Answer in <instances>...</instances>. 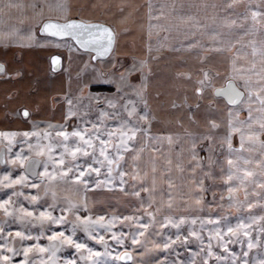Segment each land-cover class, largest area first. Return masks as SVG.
I'll list each match as a JSON object with an SVG mask.
<instances>
[{"label":"crops","instance_id":"obj_1","mask_svg":"<svg viewBox=\"0 0 264 264\" xmlns=\"http://www.w3.org/2000/svg\"><path fill=\"white\" fill-rule=\"evenodd\" d=\"M31 2L11 0L9 3V0H0V33L11 31L13 26L22 23L27 28L32 23V9L28 6ZM50 2L56 3L57 0ZM62 2L69 5L70 18L101 21L113 29L115 41L107 59L115 54V59L124 58L130 64L134 61L138 64L145 61L144 66L151 67L172 64L188 67L190 72L192 67H212L216 71L211 76L214 87L224 85L228 79L243 85L244 82L229 78L226 74L245 66L247 72L252 71L251 85L259 88L264 83V0ZM46 15L59 19L62 13L53 9L46 12ZM37 29L31 37L25 31L10 36L8 43L0 42V62H4L9 71L19 73L11 78L0 76V131L27 129L29 123H63L68 108L66 102L55 105L52 100L56 98L62 101L68 93L75 92L77 95L78 91H84L85 86L81 90L78 79L73 77L78 76L83 68L89 71L87 75L90 77L96 74V62L89 63L87 52H77L76 49L69 52L68 45L73 43L70 39L40 35ZM53 56L60 57V68L55 72L51 67ZM201 56L204 57L203 61ZM250 66L252 70L248 68ZM190 79L184 87L188 85L192 91L196 86L189 82ZM72 81H77V84ZM179 85L172 93L181 100H189L195 106V121L187 115L184 122L189 127L177 124L165 128L169 131H161L164 128L155 126L150 128L147 124L145 127L149 129V134L139 133L136 138V147L140 151L135 163L138 172L144 175V180L135 183L142 188L148 187L152 192L155 203L151 206L155 209L158 204H163L159 214L202 211L206 209V198L203 196L215 192L214 181L219 182L216 190H219L221 183L225 186L229 184L226 178L230 172L231 179H237V185L246 188L248 194L257 193L256 199L261 193L264 194V184L261 183L264 181V173L261 165L256 163L264 160V151L258 143H251L248 135L249 128L259 130L258 122L249 123L247 120L249 108L254 121L264 115L260 111L261 102L257 92H252L255 103L241 104L239 101L235 105H228L222 97L214 95L213 87L198 101L194 90V95L191 96L189 92V96H185L183 84ZM23 108L29 109V117L20 115L19 110ZM229 108L233 109V127L239 129L231 132V142L239 149H229L223 139L229 132ZM214 109L218 113L210 116V111ZM241 134L244 136L243 141ZM208 136L212 137L211 141L207 139ZM258 139L264 140V133H260ZM229 156L233 160L231 165L228 163ZM129 160L131 156L124 161L125 169L130 168ZM153 179L156 185L154 189ZM142 188L141 195L147 200L148 193H144ZM97 196L101 208L108 211L133 206L131 194L124 195L119 190L112 193L107 189L96 190ZM112 196L119 199H112ZM169 196L172 197L171 208L168 206ZM197 197L200 199L199 204L196 203ZM260 199L256 200L255 208H263ZM108 200L114 206H106Z\"/></svg>","mask_w":264,"mask_h":264},{"label":"snow or ice","instance_id":"obj_2","mask_svg":"<svg viewBox=\"0 0 264 264\" xmlns=\"http://www.w3.org/2000/svg\"><path fill=\"white\" fill-rule=\"evenodd\" d=\"M9 3H11V0H9ZM28 6L32 9V23L27 28L22 23L19 26H13L11 31L0 33V42L8 43L10 36L14 37L25 31L27 36L31 37L34 34V30L38 27L41 33H50L56 37H70L74 43L68 45L69 52L71 53L73 49H76L77 52L84 50L89 54L90 60L109 55L110 50L113 48L115 33L110 26L103 23H91L81 19L70 18V7L62 0H57L56 3H52L50 0H32ZM53 9L62 13L57 20H53L46 15V12ZM149 12H151V8H149ZM253 15L255 16L256 13L254 12ZM188 47H191V45H188ZM93 52L95 55H92ZM203 59L204 57L201 56L202 61ZM59 60V56L52 57L54 65ZM144 63L145 61L139 62L141 82L144 80ZM133 71H136L135 61L125 69L127 73ZM201 71L203 72L202 78L196 81L197 86L195 87L197 100L203 97L205 87H213L215 94L223 95L229 104L233 105L237 101L243 100L246 91L248 102L251 104L255 103L252 98V92L255 90L257 98L261 102L260 111L264 113V83H261L259 88H255L247 80H245L243 85H240L234 83L232 79H228L221 87H214L209 70L202 69ZM18 74V72L9 71L6 64L0 62V76L11 78ZM184 75L190 76V73H185ZM229 75L234 74L230 72ZM122 94L123 89L119 86L115 96L95 94V99L102 100L106 107L100 109L99 122H85L83 127L78 123L71 130H68L66 123L52 124L45 122L44 129H39L34 125L31 130L25 129L22 132L0 131V137L7 142L3 145L7 152L0 149V164L20 166L18 175H10L11 167L7 171L0 172V188L7 189V195L0 199V209L3 210L4 216L12 215L21 223L35 224L39 221L43 224L45 221H49L52 224L60 225L65 219L70 222L67 233L63 228L59 232L52 231L48 236V244L23 242L26 236H34L38 241L40 236L45 234L43 230L39 235L19 229L10 230L12 235L21 238L20 247L23 249L24 259L13 261L10 255L0 254V264H26L30 251L52 253L49 264H54V252L62 245L74 246L77 250L86 249L89 264H110L107 259L101 261V251L89 247L74 238L77 229H82L93 240L104 244L103 256L105 258L112 256L116 261H133L132 248L136 247L138 243L144 246L143 238L145 232L149 231L150 226L159 230L156 231V236L164 237V239L161 242L153 241L146 247L166 250L175 249L177 245L187 247L190 237H195L201 245L198 251H193L189 248L187 250L189 255L186 259L182 258L179 252H176L175 260L169 261L167 258L161 257L156 264H196L195 258L197 255L202 257L203 264H214L212 257L216 258L215 264H226L227 257L214 250L213 241L219 248L231 253L232 264H247V249H241L243 256L238 258L237 252L230 249L229 241L243 243L244 238H247L248 247H254L248 224L264 218V213L261 216L249 217L248 223H245L244 219H239L234 224L229 223L227 214L223 216L209 214L202 217L179 215L178 218L174 214L160 216L158 214L163 204H158L155 210L150 207V205L155 203V197L148 187L144 186L142 188L144 193H148V199L145 200L141 195L142 186L135 183L137 180H144V175L138 172L135 163L136 155L140 151L136 147V138L138 133L149 134V129L142 122H148L150 116L146 106L143 111L137 110V102L135 100L125 99L122 105L119 104L117 97ZM136 95L143 98V91H136ZM64 98L69 105L67 114L64 116V121L66 122L68 117L74 115V113L72 111V100L67 95ZM209 103L211 104L212 101H209ZM228 111L229 132L223 139L227 142L228 148L232 149L231 132L239 131V129L233 127V109L229 108ZM22 114L24 117H29V109L23 108ZM112 116L118 122L112 124L104 122L105 118ZM247 120L249 123H259V130L255 131L249 128L248 135L251 143H258L261 146V150L264 151V140L258 139L259 134L264 133V115L254 121L252 110L249 108ZM237 123L243 124L244 122L237 121ZM213 126H215L214 122ZM53 128L59 129L57 136L62 138V140L54 141L51 138L50 130ZM207 139L211 141L212 137L208 136ZM243 139L244 136L241 134V141ZM41 141L46 143H41ZM13 144H19L21 146L20 149H14ZM241 146H243V143ZM24 148L28 149L27 155L23 152ZM54 149L57 150L53 151ZM13 151L15 155L11 154ZM193 151H195V144L193 145ZM33 152H35L37 157H45L42 169L35 167L40 162L38 159H30ZM129 156H131V160L128 161L130 168L125 169L124 161ZM26 161L28 162L27 164ZM228 163L230 165L233 164L231 156L228 158ZM256 163L261 165L262 173H264V160H258ZM49 164H51V168H49ZM37 171H39L38 178ZM28 172L31 173V176L27 174ZM91 174H95V178ZM231 175L232 173L230 172L226 179L230 180ZM248 175H251V173H248ZM129 176L132 180L131 185L127 179ZM54 178L74 182L69 187H74L79 195L76 198H73L72 195H66L63 201H58ZM49 181H53V184L50 185ZM261 183L264 184V181H261ZM24 184H27L28 191L26 192L15 187ZM41 186H43V192L39 190ZM155 187V180L153 179L152 188L154 189ZM197 187H200V185H197ZM90 188L94 190L107 189L109 193L119 190L124 195H134L138 198L139 208L128 214H118L115 209L110 213H94L89 208L90 197L88 196V191ZM33 189L36 191L33 192ZM50 189L52 203L45 202L43 207L36 210L33 207H25L19 200L13 199V197H24L31 205L33 202L39 201L41 197L47 196ZM228 191L229 199H232L231 193L234 189L229 188ZM105 195L108 194L106 193ZM112 199H119V197L112 196ZM196 203H200L199 197H197ZM233 204H235V201H233ZM168 206L169 208L173 206L171 196L168 197ZM246 206L251 209L253 205L247 204ZM209 207L211 208L212 205L209 204ZM81 208L87 212L86 215L81 214ZM140 209L144 211L140 212ZM57 211H59V215L56 214ZM142 218H147L146 222H143ZM117 224L120 225L121 229L127 227L128 230L121 231L116 229L114 226ZM182 225H187V234L182 233ZM165 226L175 229V235L168 234ZM200 229L207 233L208 240L203 238ZM256 231H264V228H258ZM106 233H111V235L108 236ZM125 238L131 241L132 248L126 247L123 250L118 248L116 251L109 250L111 248L108 243L109 240L123 246L126 244ZM0 239L4 240V243H0V249L7 248L11 255L17 253L18 249L12 247L9 243L8 233H5L4 221H0ZM257 239H259V236ZM204 245H207L206 249L203 247ZM139 255H143V253ZM83 260L84 256L81 255L80 261ZM80 261L75 258L65 259L64 264H80ZM133 264H135L134 261ZM253 264H264V259L259 262L253 261Z\"/></svg>","mask_w":264,"mask_h":264},{"label":"rangeland","instance_id":"obj_3","mask_svg":"<svg viewBox=\"0 0 264 264\" xmlns=\"http://www.w3.org/2000/svg\"><path fill=\"white\" fill-rule=\"evenodd\" d=\"M38 31V29H37ZM39 34V33H38ZM202 53V52H201ZM115 54H112L108 59H98V60H90L89 63L96 62V74L91 77L87 75V72L89 71L84 70V68L78 73V76H73L74 78H77L79 81L78 86L82 90L83 87L84 91H78L77 95H75V92L68 93V98L72 100V111L74 115L69 116L67 121L63 123H52V124H64L66 123V126L68 130H71L73 126H76L78 123H80L81 127L84 126L85 122L90 121H98L99 115H100V109L105 108L102 100L95 99V94L99 93L102 96H115L117 92L118 86L123 89V94L120 97H117L118 103L123 104V101L125 99L128 100H135L137 102V110L143 111L145 106L148 109V113L150 116V120L148 122H142L144 125H149L150 128L152 127H161L164 129H161V131H169L170 129H165L166 127H175L177 124H181L182 127H189L188 124L184 122V118L189 115L190 118H193L195 121L196 115H195V106L191 104V102L187 99H179L176 97V94L172 93L175 88H179V83L183 84V95L189 96V92L191 93V96L194 95L193 90L191 88L189 89V86L184 85L186 82H188L189 78L192 84L196 85V81L200 80L202 78L203 72L202 69H208L211 76L214 75L216 72L212 67L205 68V67H192L191 72L189 71L188 67L185 66H179L172 64L168 65H161V67H155L151 65H147L143 67L144 71V80L141 82V73H140V65L136 63V71H133L131 73L125 72V69L133 63H128V61L124 58L115 59ZM250 70H252V66L248 67ZM239 69V71H238ZM232 75H229L227 73L226 75L231 78L234 77L237 80H240L242 83H245V80H247L249 83L252 81V71H246L245 66H240ZM195 74H194V72ZM55 72V71H53ZM185 73H190V76H185ZM159 74V76H158ZM195 75V76H194ZM123 76V78H122ZM213 78V77H212ZM195 79V80H193ZM107 81V82H105ZM224 81V80H223ZM221 81V82H223ZM73 82V81H72ZM77 81L73 82L74 84ZM95 83V84H92ZM90 84V85H89ZM93 85L103 86L106 88H109L107 90H93L91 87ZM131 85V87H129ZM138 86V87H137ZM212 87H205L204 94H208V89H211ZM97 89V88H96ZM142 90L143 91V98H140L136 95V91ZM83 95V97H82ZM204 97V96H203ZM200 100V99H199ZM198 100V101H199ZM53 103L56 105L63 104V101L66 102L67 107L69 108L67 100L65 98L61 100H58L54 98ZM197 101V102H198ZM248 102V96L244 97L242 101H240L241 104H244ZM58 106V105H57ZM67 108V111H68ZM217 111V112H215ZM218 113L217 109H214L210 111V116H213L214 114ZM67 114V112H66ZM105 123L112 124L114 122H118L115 120V117H107L105 118ZM36 127L39 129L45 128V122H38L36 124ZM178 128V127H177ZM187 130V129H185ZM57 131L59 129L53 128L50 130V136L54 141L62 140V138L57 136ZM22 132V131H17ZM139 134V133H138ZM32 139V138H30ZM72 139V138H70ZM41 143H46L45 141H41ZM233 144V143H232ZM19 144H13L14 149H20ZM233 149H239L236 145H232ZM7 152V149H5ZM57 149H54L53 151H56ZM23 152L25 155L28 154V149L24 148ZM12 155H15V152L13 151L11 153ZM218 153L217 155H219ZM203 155V154H202ZM216 155V156H217ZM32 156H35L40 161L39 169L43 168V160L45 157L40 156L37 157L35 152H33ZM55 158V157H54ZM11 167L10 175H18L20 166L19 165H4L0 167V172L7 171ZM19 167V168H18ZM18 168V169H16ZM49 168H51V164H49ZM39 174V171H38ZM93 178H95V174H91ZM128 182L132 181L131 177H127ZM55 180V190L57 192L58 201H63L65 199L66 195H72L73 198H76L79 193L76 192V189L74 187H69L74 182L68 180L63 181L58 178H54ZM237 179H230L227 180L229 184L226 186L221 183L219 186V190H216L218 187L219 182L214 181V189L215 192L213 194H206L204 199V207L206 209H203L202 211L198 210L195 213L191 212L188 214L184 213H178L176 214L177 218L179 215H195V216H205L209 214H215V215H221L227 214V218L229 223H236L239 219H244L245 223H248V218L252 216H261L262 213H264V194H260L257 199L261 198L259 201L263 208H255L254 205H256V194L251 195L248 194L246 188L243 186H238L235 182ZM209 182V181H208ZM50 185L53 184V181L48 182ZM17 188H20L23 191H28L27 184L24 185H17L15 186ZM142 188V187H141ZM229 188L234 189V191L231 193L232 199H229ZM243 188V189H242ZM41 192H43V186L39 189ZM33 192L36 190L33 189ZM82 191V188H81ZM247 193V195H245ZM7 195V189L0 188V199H3ZM113 195H115L113 193ZM89 199V208L94 213H100V212H112V209L110 211L102 209L101 203L99 204V197H96V190L89 189L88 191ZM131 198V204L135 207H131L128 209H122L123 207H120L116 212L118 214H128L132 213L136 209L139 208V202L138 198L134 195L130 196ZM215 197V199H213ZM97 198V199H96ZM14 200H19L20 203L24 204L25 207H33L34 210L41 208L44 206L45 202L52 203L51 200V189L49 190V194L47 196L41 197L39 201L33 202V204H29V201L26 200L24 197H13ZM108 199V198H107ZM203 199V198H202ZM109 201L106 202V206H109ZM112 201V200H111ZM233 201H235V204H233ZM258 201V200H257ZM209 204L212 205V207H209ZM252 204V208L249 209L246 205ZM111 206H114L113 204H110ZM150 207L155 210L151 205ZM143 209H140V212H143ZM57 215H59V211L56 212ZM81 214L86 215L87 212L81 208ZM164 215V213L158 214L160 216ZM170 214V213H169ZM22 215V214H21ZM147 218H142L143 222H146ZM0 221H4V228L5 233H8V240L9 243L12 245V247L17 248L18 251L15 255H11L7 248L0 249V254L3 255H10L11 259L13 261H19L21 259H24L23 249L20 247L21 244V238L16 237L11 234L10 230H16L19 229L21 231L25 232H32L35 235H39L41 231H44V235H41L39 240L37 241L35 237H28L26 236L24 238V243H41V244H48V236L51 234L52 231L59 232L61 228L65 230L67 233L69 228V220L65 219V221L60 224H52L49 221H45L43 224H41L39 221L35 224L32 223H21L20 221L16 220L14 216L9 215L8 217H5L3 214V210L0 209ZM116 229H119L121 231H127V227L121 229L120 225L117 224L114 226ZM167 233L171 235H175V229L168 228V226H165ZM258 228H264V218L261 220H256L252 223L248 224V230L251 236V239L253 241L254 247L249 248L247 244V238H244L243 243L240 242H233L229 241V247L232 251L237 252L238 258L243 256V252L241 249H247L248 256H247V264H253V261L259 262L261 259H264V231L257 232L256 230ZM156 231H159L157 229H154L152 226H150L149 231L145 232L144 238H143V245L137 244L136 247L132 248L131 241L127 238L126 244L121 246L116 244L114 241L109 240L108 243L111 245L110 251H116L118 248L123 250L124 248H132V254H133V261L135 264H156L157 261L161 259V257L167 258L169 261L176 259V252H179L182 258L188 257V249L191 248L193 251H198L201 247L199 241L195 237H190L189 242L187 243V247H181L180 245H177L175 249L166 250L163 248L154 249L150 247H146L147 245H150L153 243V241L161 242L163 241L164 237H158L156 236ZM181 231L183 234H187V225L181 226ZM201 234L205 240H208L207 233L203 232L202 229H200ZM106 235L110 236L111 233H106ZM227 235V234H226ZM242 235V234H241ZM259 236V239L257 237ZM75 239H78L79 241L87 244L89 247H92L94 249H97L101 251V261L104 259H107L110 264H126L121 261H116L112 256L104 257L103 256V249L104 244L100 241L93 240L90 236L86 235L82 229H77L75 232ZM0 243H4L3 239H0ZM205 249L207 245L203 246ZM213 247L214 250L219 252L222 256L227 257L226 264H232L231 260V253L225 252L224 249H221L216 245L215 241H213ZM140 253H143V255H139ZM52 253H48L47 251L45 253H40L38 251H30L28 253L26 264H49V259L52 256ZM84 256V260L80 261V256ZM54 264H64L65 259H71L75 258L77 261H80V264H89L87 257L88 253L86 249L77 250L74 246L69 245H62L59 248H57L54 252ZM215 264V257L211 258ZM196 264H203L202 257L197 255L196 258ZM133 261L127 264H133Z\"/></svg>","mask_w":264,"mask_h":264},{"label":"water","instance_id":"obj_4","mask_svg":"<svg viewBox=\"0 0 264 264\" xmlns=\"http://www.w3.org/2000/svg\"><path fill=\"white\" fill-rule=\"evenodd\" d=\"M74 18V17H73ZM75 19H79V18H75ZM53 20H57V19H53ZM84 21V20H83ZM86 22H91V23H103V24H106V23H104V22H101V21H86ZM106 25H108V24H106ZM109 26V25H108ZM114 32V31H113ZM38 33L40 34V35H46V36H50V37H54V38H57V39H64V38H68V39H70L71 40V38L70 37H56V36H54V35H52V34H50V33H41L40 31H39V28H38ZM114 41H115V39H114ZM74 43V42H73ZM113 46H114V42H113ZM113 49V48H112ZM112 49L110 50V53H111V51H112ZM82 51H84V50H82ZM86 52V51H85ZM110 53H109V55H110ZM92 55H95V53L93 52L92 53ZM109 55H106V56H104V57H98L96 60H98V59H105V58H107ZM51 67H52V70L53 71H56V70H58L59 68H60V60L59 61H57L56 62V64L54 65L53 64V62H52V58H51ZM226 83V82H225ZM235 83V82H234ZM219 87H221V86H219ZM213 93H214V91H213ZM214 95L215 96H220V97H222L223 99H224V101L228 104V105H233V104H229V102L227 101V99L223 96V95H217V94H215L214 93ZM239 101H237V103H238ZM236 103V104H237ZM121 262H123V263H130L131 261H121Z\"/></svg>","mask_w":264,"mask_h":264},{"label":"flooded vegetation","instance_id":"obj_5","mask_svg":"<svg viewBox=\"0 0 264 264\" xmlns=\"http://www.w3.org/2000/svg\"><path fill=\"white\" fill-rule=\"evenodd\" d=\"M120 60L122 61V59L120 58ZM19 112H20V115L22 114V110H19ZM29 120V119H28ZM30 122V121H29ZM29 126L27 127V130H31L32 128H33V126L35 125V127H36V123H29L28 124ZM23 130H25V129H13V130H7V131H23ZM5 143H7L6 141H4L3 140V138L2 137H0V149H3V151L4 152H6V150L3 148V145L5 144ZM30 159H32V160H37V158H35V156H32ZM28 162L26 161V164H27ZM4 165H6V164H0V167L1 166H4ZM39 166H40V162L39 163H37L36 165H35V167L37 168V169H39ZM19 168V167H18ZM18 168H16V169H18ZM29 176H31V173L30 172H28L27 173ZM39 177V174H38V171H37V178Z\"/></svg>","mask_w":264,"mask_h":264},{"label":"trees","instance_id":"obj_6","mask_svg":"<svg viewBox=\"0 0 264 264\" xmlns=\"http://www.w3.org/2000/svg\"><path fill=\"white\" fill-rule=\"evenodd\" d=\"M105 85H103V86H96V85H93L91 88L93 89V90H107V89H109V88H106V87H104ZM97 88V89H96Z\"/></svg>","mask_w":264,"mask_h":264}]
</instances>
